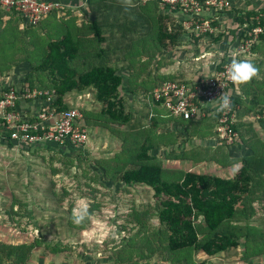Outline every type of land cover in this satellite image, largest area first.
<instances>
[{
  "label": "trees",
  "instance_id": "16d2710c",
  "mask_svg": "<svg viewBox=\"0 0 264 264\" xmlns=\"http://www.w3.org/2000/svg\"><path fill=\"white\" fill-rule=\"evenodd\" d=\"M86 1L93 18L78 30L71 29L70 23L65 22L63 30L56 32L53 36L61 35L47 42L39 60L32 65L31 71L25 78L23 92L33 89L53 91L55 99L51 108L57 112L69 109L64 101L66 95L73 92L78 94L94 92L100 110L92 116L82 112L85 128L97 127L112 133L116 131V127L128 126L133 131H137L140 125L120 93L124 78L119 73L128 71L131 75L135 72L133 64L126 63L129 56L138 53L133 48L137 44L144 45L149 42V48L150 46L153 48L157 58L164 53L179 54L185 39L189 42L188 44L199 46L203 44L204 38L186 37L175 16L179 7L176 6L174 10H170L169 6L161 5L160 0H133L136 6L128 12L124 11L120 0ZM246 8L231 9L234 14V24L228 30L223 29L221 24L214 20L213 25L218 31L215 36H211L209 43H220L226 35L234 39L236 34H240L239 40L248 39L247 34L252 29L257 26L264 28V6L250 10ZM204 47L198 52H202L206 48ZM263 47L264 34H260L242 59L248 60L246 56L250 57L260 51L264 54ZM260 48L262 50H259ZM223 60L224 58L219 60L218 66ZM248 61L259 68V76L262 78L261 80L254 78L249 83L239 85L241 93L232 97V110L235 111V116L248 115L257 117V121L262 122L264 120V70L261 69V60ZM148 66L149 64L142 67L146 69ZM167 80L173 79L166 77L159 79L162 82ZM160 83L155 82L149 89H142L143 94H147V100L150 98L151 91ZM128 92L133 96L137 93L130 86ZM151 104L158 106L156 103L151 102ZM248 104L250 107L246 108ZM208 116H214L216 125L219 114H209L189 121L198 124ZM0 120L2 126V119ZM148 120V126L141 129V133H136L141 141H133L132 148L122 145L121 154H116L109 160L92 161L100 173V176L92 179L97 186L103 187L107 183L117 185L119 189H126V187L139 185L150 188L153 193L151 204L146 205L147 209L138 211L134 205L128 208L124 215L125 224L120 229L125 231L129 227V230L135 231L136 234L134 238H130L129 241L132 243L129 244L130 248H126L127 253L123 256L124 258L120 260L112 258L110 262L137 264L135 255L143 256L145 259L156 256L169 261L174 252L186 249L211 257L240 246L245 248L244 254L247 255L249 247H256L262 241L264 242V149L256 146L257 141H254L256 138H243V134L239 131V124L236 120L234 121L232 128L238 131L236 142L241 141L250 150L249 154L241 156L243 168L234 178L230 168L241 157L232 160L219 148L210 153L209 148L198 150V146L195 150L177 154L175 151H168V154L165 153L159 157L175 161H192L194 165L203 161L219 166L212 167L210 171L206 169L199 170L200 172L182 171L176 178L169 181L162 177L166 172L161 161H158L160 158L151 154L157 147V136L153 140L152 130L159 124L150 114ZM187 131L192 130L188 128ZM0 133L3 142L14 145L4 139L8 133L4 131L3 126ZM163 134V132L159 134L158 141ZM214 134L217 140L215 127ZM218 143V145H224L221 142ZM50 146L58 147L48 143H38L32 147L34 153H39L44 149L52 150ZM64 147L71 146H61V148ZM53 159L52 156L49 162ZM64 164L68 170L74 166L71 160H67ZM57 171L59 170H53V172ZM84 185L89 190L87 194L91 201L89 216L82 224L74 225V229H83L85 223L94 216V211H98L102 206V203L97 201L96 195L100 190L94 187L93 183L92 186ZM63 192L67 194L64 189ZM52 194L54 195V192ZM11 198L13 201L8 204V207H3V221L0 222L2 230L19 228L15 219L17 216L20 217V214L14 211L13 205H20L21 202L14 200L13 196ZM71 213V211L68 212L69 221L72 220ZM262 218L263 223H258L259 220L262 222ZM252 219H256L258 224L252 225ZM18 233L25 239L20 243L0 240V264H28L35 249L42 246L50 250L51 254L65 252L62 249L63 245L48 243L44 245L40 237H30L24 230ZM134 239L140 240L139 248H136L139 252L135 255L132 252ZM126 240L128 239H123V242L126 243Z\"/></svg>",
  "mask_w": 264,
  "mask_h": 264
},
{
  "label": "rangeland",
  "instance_id": "374dc122",
  "mask_svg": "<svg viewBox=\"0 0 264 264\" xmlns=\"http://www.w3.org/2000/svg\"><path fill=\"white\" fill-rule=\"evenodd\" d=\"M84 1L79 0L78 3L76 0V3L66 4L65 8L60 10L58 7L48 13L45 16L46 19L36 27L27 29L21 28L16 14H13L14 19H8L4 26V28L7 27L4 30H8V37H5L6 40H0V69L16 64L25 55H28L30 61L35 65L40 58L41 51L46 47L45 44L61 35L53 36L56 32L59 33L57 28L61 21L68 22L66 14L68 11L66 10L75 8L71 15L77 19V26L81 21L85 22L93 17L87 11L88 8ZM246 1L249 3L248 0ZM188 43H183L177 55L164 53L157 58H155L153 48L151 46L149 48V42L144 45L137 44L133 49L138 53L126 59L127 64L130 62L133 64L135 72L131 75L128 71L119 72L124 78V85L120 93L128 109L132 111L135 120L139 123V130L133 131L128 126L116 127V131L110 133L104 129L88 126L86 127L87 141L81 148L50 146L52 150L49 151L51 152L44 149L39 153H34L32 146L8 145L3 140L0 141V222L3 221V207L7 208L8 204L13 201L11 196L14 200L21 202L20 205H13L14 211L20 214V217L17 216L15 219L19 228L0 229V240L20 243L25 239L19 236L18 231L24 230L30 237L42 238L44 245L47 243L63 245L62 249L65 250L58 254H51L50 250L44 249L42 246L35 249L28 264H111L107 261L112 258H119L118 260L124 258L123 256L127 253L126 248H130L129 244L132 243L129 240L136 234L135 231L129 230V227L125 231L120 229L125 224L124 215L131 205H134L138 211L147 209L146 205L151 204L153 193L150 188L139 185L126 187V189H119L117 185L107 183L103 187L97 186L92 179L93 177L95 179V176H100V173L92 161L109 160L116 154L122 153V145L132 148L133 141L140 142L141 138L136 136V133H141V129L148 126L149 114L152 111L161 114L169 122L176 121L164 108L150 109L147 106V94H143L142 89H149L155 82L156 84L162 82L159 79L163 77L187 82L195 80L196 77L199 78V74L208 73L199 71L202 66L199 65L198 69L195 64L197 62L193 58L199 54L198 50L203 46L212 50L218 49V44H213V42L210 44L208 41L206 44L192 46ZM213 55L214 57L211 56L213 58H207L206 61L203 59L198 63L203 62L207 66L211 65L213 59H218V51H214ZM147 64L149 66L144 69L142 66ZM128 85L137 91L134 96L128 92ZM64 101L66 104H73L83 114H90L88 116L95 115L100 110L94 92L87 94L73 92L66 95ZM162 126L159 125L152 130L153 140L157 136V145L162 143L157 140L161 131H165L169 135L167 138L169 142L173 138L172 129L167 126L165 128L164 124ZM52 156L54 159L49 162ZM66 159L74 163V166L69 170L64 164L67 163ZM158 161H161L165 169L166 173L162 175L165 180H173L178 176V173L187 169L176 165L175 162L170 164L162 158ZM54 169L59 171L53 172ZM92 183L100 190L96 195L97 201H100L102 206L98 211H94V216H91L92 219L85 223L83 229H74L76 224L72 220L69 221L68 212H72L81 198H87L89 203L91 202L87 194L89 190L84 184L92 186ZM63 189L67 194L63 192ZM7 226L11 227L8 224ZM125 238L128 239L126 243L123 242ZM139 243L140 240L134 239L132 248L134 255L139 252L136 249L139 248ZM113 254L115 255L113 256ZM190 254L191 250L189 249L174 252L169 263L180 264V257L187 259L186 256ZM200 255L203 256L201 253ZM242 255L244 254L242 253Z\"/></svg>",
  "mask_w": 264,
  "mask_h": 264
},
{
  "label": "built area",
  "instance_id": "2783aa9c",
  "mask_svg": "<svg viewBox=\"0 0 264 264\" xmlns=\"http://www.w3.org/2000/svg\"><path fill=\"white\" fill-rule=\"evenodd\" d=\"M146 1V0H143ZM163 6L170 10L179 7L175 15L187 36L203 37L205 44L215 36L217 28L213 25L220 15L234 7L232 0H160ZM58 4L41 0H0V9L18 14L27 27H35L51 11L58 9ZM264 28L257 26L250 31L248 39L239 40L240 34L231 37L230 52H218L214 70L205 77L191 81L167 80L156 86L149 100L164 108L173 118L189 121L197 120L209 114H219L215 131L217 141L231 146L238 139V132L232 128L235 121V111L217 112L212 101L222 92H227L236 86L227 77V68L233 56L242 57L250 51L251 45ZM206 39V41H205ZM223 42V40L221 41ZM220 42V43H221ZM218 44V43H217ZM211 49V48H210ZM207 47L193 58L196 62L213 56V51ZM229 50V49H228ZM224 58L218 66L219 60ZM17 92L11 86H5L0 79V118L4 138L17 146H33L38 143L73 146L81 148L87 141V130L83 125V114L80 110L69 108L64 111H54L51 108L55 95L53 91L37 90ZM231 101H232V95ZM19 98L40 101L44 106L35 113L21 114L17 108Z\"/></svg>",
  "mask_w": 264,
  "mask_h": 264
},
{
  "label": "crops",
  "instance_id": "0c3cea01",
  "mask_svg": "<svg viewBox=\"0 0 264 264\" xmlns=\"http://www.w3.org/2000/svg\"><path fill=\"white\" fill-rule=\"evenodd\" d=\"M41 1H47V2H55L57 4H59V10L60 9H64L66 4H70V3H76V0H41ZM249 1V6H247L246 3H248L246 0H232L233 2V8H245L250 10L251 8L257 9L259 7L264 6V1L263 0H248ZM87 5V1H84ZM79 3V0H78ZM61 7V8H60ZM69 7V6H66ZM87 7V6H86ZM88 8V7H87ZM68 9V8H66ZM75 8H73L71 10V8L69 10H66L68 12H66L67 16H68V22L70 23V25L72 26L71 29L73 30H78V28H82L85 24H87V22H89L92 18H89L87 21H81V23L79 24V26L76 25L77 19L71 15L73 10ZM87 11L91 14V12L89 11V9H87ZM70 13V14H69ZM13 14L16 13H12V12H6L0 9V40L5 39V37L7 36V31L8 30H4V26L5 23L8 19H14L12 17ZM93 16V14H91ZM15 16H17L16 18L18 19V23L21 26V28L23 29H27V28H31V27H27L22 18L16 14ZM233 17L234 14L232 11H228L225 14H222L219 16L218 18V22L219 24H221L223 29H230L231 27H228L229 25H233L234 21H233ZM44 19H46V17H43V19L41 21H43ZM58 19V17H57ZM40 21V22H41ZM66 21V20H65ZM60 22L58 25L59 31L63 30V25L68 23L66 22ZM39 22V23H40ZM38 23V24H39ZM37 24V25H38ZM78 24V23H77ZM2 33V34H1ZM6 40V39H5ZM231 36L226 35L225 38L223 39V42L218 43V49H212V51H220V52H225L228 51L230 52V48H231V44L229 42L231 41ZM187 41V39H185V42ZM46 45V44H45ZM44 48V47H43ZM229 49V50H228ZM259 50H262V48H260ZM264 50V47H263ZM173 54L177 55V52H172ZM263 51H260L257 54H253L250 57L246 56V58H248V60L250 59H256V60H261V69L264 70V54H262ZM246 55V54H245ZM245 55H243L242 57H239L238 59L240 60H244L242 59ZM212 56V55H211ZM210 56V57H211ZM209 57V58H210ZM214 57V55H213ZM211 57V58H213ZM216 60L217 59H213L211 61V65L207 66L205 65V63L203 62H197L196 67L199 69V65H201V69L199 71L201 72H208L205 73V75H200L199 74V78L201 77H205L208 76L215 68L214 65H212V63L216 64ZM206 61V60H205ZM33 63L30 61L28 55H25L23 57V59H21L20 61H18L16 64L8 65L6 67H2V69H0V79H2V83L5 86H11L14 89H16L17 92H21L20 90L23 87L24 81L26 76L28 75V73L31 71V67H32ZM198 78V77H196ZM262 76H259V80H261ZM228 93L232 95V97L234 96H238L241 92H240V88L239 85L233 86L232 88H230L228 90ZM244 98V97H243ZM147 101V106L150 109L156 110L162 107L159 106H154L151 104V101L146 100ZM44 106L43 102L40 101H33V100H26L24 98H19V100L17 101V108L18 111L25 115L28 113H35L37 112L40 108H42ZM69 108H75L77 109L75 106H73V104H68ZM243 106L245 107V105L243 104ZM249 104L246 108H249ZM79 110V109H78ZM212 115V114H211ZM150 116H153L159 125L162 126V124L165 125L167 127H170L172 129V134H173V138L172 140L169 142L167 140L168 138V134L165 131H161V133L163 132L164 134L162 135V137L159 139V141H161L162 143L158 144L156 149L152 150L151 154L157 156L158 158H160L161 156H163L165 153L168 154V151H175L176 154L180 153V152H184V151H190V150H195L196 147L198 146V150H201V148H209L210 153L214 152L216 149H220L224 152V154H226L229 158H231L232 160L240 158L241 156L247 155L249 154L250 150L243 145V143L241 141L236 142L234 145L228 146V145H218V141L216 140L215 134H214V127H215V121L213 120L214 116H208L207 119L203 120L200 123H194L192 121H183V120H179L176 119V121H171L169 122L164 116H162L161 114H157V112H150ZM236 123L239 124V131L241 134H243V138H253L255 137L256 139L254 140L256 142V146L264 149V120L262 122H258L257 121V117H249L248 115H244V116H239L238 114L236 115ZM1 121V120H0ZM249 126V127H248ZM163 127V126H162ZM1 122H0V132H1ZM190 128L192 131H187V129ZM164 129V128H163ZM238 132V131H237ZM2 140L1 137V133H0V141ZM2 142V141H1ZM161 149H163L162 151H160ZM159 152V153H158ZM160 156V157H159ZM167 156V155H165ZM167 162H169L170 164H175L184 168H187L186 171H201L202 169H206V171H210L211 168H217L219 167L218 165L214 164V163H207V162H201L198 165H194L192 161H175V160H168V159H164ZM197 169V170H194ZM231 169V168H230ZM199 171V172H200ZM264 214V212H263ZM264 218V215H263ZM263 218H262V222L261 220L258 221V223H263ZM252 225H256L258 224L254 219H252ZM259 247L261 248H257L255 246L249 247V249L247 250V256L249 255V257L247 258V256L245 257L244 255V251L246 253L245 248H243L242 246H240L237 249H232L229 251H225L222 252L220 254L208 257V256H201L200 253H196V252H191V254L188 256H186L187 259H185L184 257H180L181 261L179 262L180 264H264V242L262 241V243L259 245ZM253 250V251H252ZM242 253L244 255H242ZM136 263L137 264H170L168 259L162 260L160 258H157L156 256H153L151 258H143L139 257L137 255H135ZM110 262V261H107ZM112 264V262H110Z\"/></svg>",
  "mask_w": 264,
  "mask_h": 264
},
{
  "label": "clouds",
  "instance_id": "9594fccd",
  "mask_svg": "<svg viewBox=\"0 0 264 264\" xmlns=\"http://www.w3.org/2000/svg\"><path fill=\"white\" fill-rule=\"evenodd\" d=\"M122 7L125 12H128L131 8L136 5L133 3V0H120ZM134 18V17H130ZM259 68L248 60H240L236 58L234 55L230 65L227 68V77L228 79L236 85L246 84L251 82L254 78H259ZM218 99V103H214L217 112H224L231 110L232 101L231 96L227 92H222L216 99L212 101H216ZM243 168V158L241 157L239 160L234 162L231 165V175L234 178L240 170ZM89 208L90 203L87 198H81L78 201L76 207L72 209L71 219L72 222L76 225L82 224L86 218L89 216Z\"/></svg>",
  "mask_w": 264,
  "mask_h": 264
}]
</instances>
